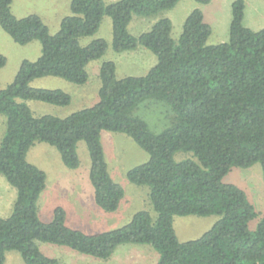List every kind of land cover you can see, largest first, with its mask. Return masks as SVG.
Instances as JSON below:
<instances>
[{
  "label": "trees",
  "instance_id": "trees-1",
  "mask_svg": "<svg viewBox=\"0 0 264 264\" xmlns=\"http://www.w3.org/2000/svg\"><path fill=\"white\" fill-rule=\"evenodd\" d=\"M12 1L0 0L1 28L22 46L39 40L42 54L35 62L24 61L14 81L0 90V115L6 118L0 175L17 190L11 215L0 217V264L10 251L19 252L25 264H60L43 254L39 243L101 260L110 259L119 246L133 244L157 251L156 264H264V218L251 231L250 223L258 216L255 207L244 190L224 182L232 169L256 164H261L264 179V30L244 26L245 2L232 5L229 41L208 45L212 28L200 9L187 17L178 41L167 18L138 37L129 32L134 16H157L182 0H72V15L63 19L55 35L36 15L15 17ZM105 16L113 23L117 53L144 47L157 57L156 65L144 76L119 79L115 63L106 62L96 105L66 118L34 116L28 101L58 107L72 102L64 91L31 87L34 80L57 77L79 86L88 83V65L105 55L108 44L98 39L83 47L79 40L95 35ZM6 62L0 55V70ZM147 100L164 102L175 114L161 133L135 113ZM104 131L127 135L149 154V161L130 170L128 178L149 188L157 218L141 211L127 226L95 235L68 227L62 207L54 210L52 221H44L39 201L47 174L27 160L36 143L55 147L65 166L77 169L78 144L85 142L95 202L106 212L118 210L124 190L110 176ZM179 152L193 157L178 162ZM214 215L219 220L200 239L179 240L176 216Z\"/></svg>",
  "mask_w": 264,
  "mask_h": 264
},
{
  "label": "rangeland",
  "instance_id": "rangeland-1",
  "mask_svg": "<svg viewBox=\"0 0 264 264\" xmlns=\"http://www.w3.org/2000/svg\"><path fill=\"white\" fill-rule=\"evenodd\" d=\"M120 0H104L111 4ZM237 0H211L208 5H201L194 0H182L174 9L164 11L157 16L141 18L134 16L129 32L138 37L151 31L157 21L163 18L170 19L173 24L172 36L178 41L187 17L195 10L203 11L205 21L212 28V35L208 45H217L229 41L230 26L232 23V5ZM246 4L244 26L255 31L264 30V0H243ZM72 0H13L11 11L19 19L36 15L49 28L50 34L59 32L63 19L72 15ZM103 39L108 44L105 55L91 62L87 71L89 81L79 86L57 77L36 79L31 87L45 90H61L72 97L69 106L58 107L46 103L28 101L27 104L34 116L50 115L66 118L70 115L91 108L99 100L101 89L100 70L104 63L113 62L117 67V77H139L146 75L157 63V57L148 49L139 47L135 51L117 53L113 49V23L110 17L105 16L99 31L90 37L79 40L81 46L87 47L92 42ZM42 54V44L35 40L27 45L15 43L0 26V55L7 60L0 70V90L10 85L24 61H37ZM136 115L144 119L150 129L161 133L172 125L175 114L172 108L164 102L147 100L139 105ZM6 132V118L0 115V145ZM102 144L108 170L113 181L124 190L117 211L106 212L95 202V192L90 179L91 160L85 142L78 144L80 167L70 169L65 166L59 151L46 143H36L28 152L27 160L47 174L49 190L43 193L39 201L41 218L50 222L53 220L54 210L62 207L67 213L66 224L72 229L95 235L111 232L127 226L133 217L141 211H148L154 219L157 218L149 198V188L133 184L128 173L135 167L149 161V154L143 150L132 138L121 133H102ZM192 153L179 152L175 160L180 162L192 159ZM224 182L233 184L244 190L249 201L255 207L257 218L250 223V230L255 231L264 218V179L261 164L248 169L234 168L225 177ZM17 190L7 179L0 175V217L11 215L16 201ZM219 220L218 216L199 217L189 216L174 218V226L181 242H191L200 239ZM43 254L54 258L60 264H156L160 255L150 245H134L140 251L146 250L141 256L131 259L127 254L120 252L109 260L96 259L82 255L67 247L39 243ZM148 251V252H147ZM144 252V251H143ZM5 264H25L17 251L6 254Z\"/></svg>",
  "mask_w": 264,
  "mask_h": 264
},
{
  "label": "crops",
  "instance_id": "crops-1",
  "mask_svg": "<svg viewBox=\"0 0 264 264\" xmlns=\"http://www.w3.org/2000/svg\"><path fill=\"white\" fill-rule=\"evenodd\" d=\"M221 43H224V42H221ZM48 190H49V185H47L46 190L44 191V194L47 193ZM133 247H134L133 244H127V245L119 246L110 259L116 257V255H118V253H120V252H123V253L127 254L131 259H133V257L140 256V255L142 256L145 253V251H146V250L140 251L139 249H135Z\"/></svg>",
  "mask_w": 264,
  "mask_h": 264
}]
</instances>
